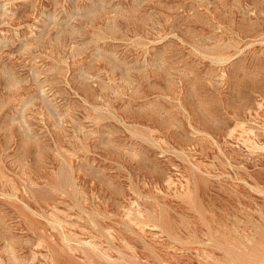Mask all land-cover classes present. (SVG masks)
I'll return each instance as SVG.
<instances>
[{
	"label": "rangeland",
	"instance_id": "374dc122",
	"mask_svg": "<svg viewBox=\"0 0 264 264\" xmlns=\"http://www.w3.org/2000/svg\"><path fill=\"white\" fill-rule=\"evenodd\" d=\"M0 264H264V0H0Z\"/></svg>",
	"mask_w": 264,
	"mask_h": 264
}]
</instances>
